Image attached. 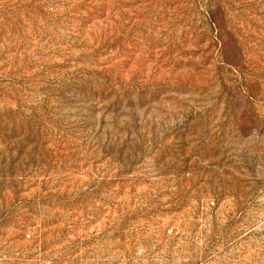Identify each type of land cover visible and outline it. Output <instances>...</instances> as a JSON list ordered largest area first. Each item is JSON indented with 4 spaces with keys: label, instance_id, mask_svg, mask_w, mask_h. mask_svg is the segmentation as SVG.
Segmentation results:
<instances>
[{
    "label": "rangeland",
    "instance_id": "obj_1",
    "mask_svg": "<svg viewBox=\"0 0 264 264\" xmlns=\"http://www.w3.org/2000/svg\"><path fill=\"white\" fill-rule=\"evenodd\" d=\"M0 264H264V0H0Z\"/></svg>",
    "mask_w": 264,
    "mask_h": 264
}]
</instances>
